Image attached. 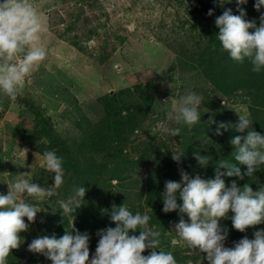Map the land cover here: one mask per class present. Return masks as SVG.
<instances>
[{"label": "rangeland", "instance_id": "374dc122", "mask_svg": "<svg viewBox=\"0 0 264 264\" xmlns=\"http://www.w3.org/2000/svg\"><path fill=\"white\" fill-rule=\"evenodd\" d=\"M29 2L44 21L39 42L47 57L15 102L0 92V194L8 193L7 183L18 174L42 188L53 185L54 174L41 167L48 150L61 155L65 175L55 195L24 197L41 211L34 223L25 218L29 229L20 234L22 243L12 250L6 264H52L44 255L30 252L28 245L42 236L60 238L73 227L90 235V255H94L97 232L106 229V222L108 227L116 226L111 221L113 206L124 204L133 213L147 212L149 225L161 232L162 249L172 251L178 264H208L203 254L179 240L175 225L181 214L163 212L160 194L166 181L181 180V169L192 178L199 174L210 179L215 178L216 161L232 159L231 139L246 136L248 130L239 133L229 127L217 135L221 122L235 125L240 113L252 121V130L264 135V87L254 86L260 74L253 72L257 80L251 77L233 93L213 84L221 72H234L241 64L219 51L216 18L229 8L239 15L240 7L245 19L255 20L258 26L264 8L258 12L256 0L239 6L236 0L223 6L220 0ZM189 93L201 97L200 121L191 127L170 117L173 101ZM87 115L91 122L87 123ZM212 119L214 123L209 122ZM157 124L179 127L180 136H152L150 130ZM197 151L209 157L206 167L195 158ZM172 152L182 155L179 163ZM240 167L246 173V166ZM223 179L226 186L235 180L238 186L250 184L256 191L264 187V166L252 177ZM74 186L87 189L81 203H87L92 225L85 221V214L62 215L60 201L73 194ZM67 220L70 226L61 234L56 223ZM221 225L229 230L226 247L264 230L262 223L242 233L232 227L230 219H222Z\"/></svg>", "mask_w": 264, "mask_h": 264}, {"label": "clouds", "instance_id": "9594fccd", "mask_svg": "<svg viewBox=\"0 0 264 264\" xmlns=\"http://www.w3.org/2000/svg\"><path fill=\"white\" fill-rule=\"evenodd\" d=\"M231 2L220 0L221 6ZM236 3L243 5L247 0H236ZM255 8L261 11L264 0H256ZM237 11L239 15L233 14L230 8L226 9L215 20L219 29L216 35L219 51L227 53L237 63L247 60L251 71L259 74L264 71V13L257 26L255 20L245 19L243 8L238 7ZM212 14L209 10L208 15ZM43 31L42 15L29 0H0V92L12 102L22 95L27 80L47 57L45 47L39 42ZM213 48L215 50L216 46ZM200 105L201 97L189 93L179 101H173L170 117L177 124L191 127L200 121ZM238 115L239 121L235 125L221 122L216 129L217 135H222L221 129L229 127H234L239 133L248 131L246 136L237 135L231 139L234 148L232 159L216 161L215 178L205 179L199 174L192 178L181 169V180L166 181L165 190L160 194L163 212L179 211L181 214L179 223L175 225L179 240L203 254V260L206 259L208 264H264V230L255 231L252 239L245 236L234 242V246L226 247L229 230L221 225L222 219H230L232 227L244 233L264 223V187L254 191L250 184L240 187L235 180L226 186L223 179L225 176L241 180L245 175L252 177L264 166V135L251 129L252 121L246 115ZM150 133L154 137L157 133L180 136L181 129H168L157 124ZM35 155L38 157L39 154ZM181 157L172 152L174 161L179 163ZM195 158L203 167L210 161L198 151ZM240 166H246V173H242ZM41 167L54 174L53 185L42 188L24 179L23 174H18L13 182L7 183L8 193L0 194V264H6L12 250L20 247V234L29 229L25 218L34 223L41 211L24 197H51L64 183L63 160L55 151L43 153ZM86 191L85 186H74L73 194L60 201V210L65 218L74 215L81 207ZM185 215L188 220L184 219ZM150 219L147 212L133 213L125 204L118 208L114 205L111 221L116 226L97 232L99 240L94 255H90V235L74 227L71 231L66 229L60 238L55 235L35 238L28 245V250L44 255L52 264H178L172 251L162 249L161 232L149 225ZM176 243L177 240H172L173 245ZM148 249L150 254L144 255Z\"/></svg>", "mask_w": 264, "mask_h": 264}, {"label": "trees", "instance_id": "16d2710c", "mask_svg": "<svg viewBox=\"0 0 264 264\" xmlns=\"http://www.w3.org/2000/svg\"><path fill=\"white\" fill-rule=\"evenodd\" d=\"M252 73L253 72L251 71V64L248 61H245L244 63H241L240 65H238V67L236 68V70L234 72H228V73L227 72H221L220 75L217 76L213 80V84L215 87L219 88L220 90H222L226 93L227 92L233 93L234 91H237L239 89L238 86H244L245 84L247 85L249 82V79L251 77H254V79L257 80V77L252 75ZM259 74H260V77H258L257 83H254V86L255 87H257V86H263L264 87V71H262ZM219 77H220V81H218ZM234 79L236 80V82L234 81ZM44 123H45V125L43 126L42 129L45 130L47 128L46 121H44L43 124ZM58 156L61 157V155H58ZM80 181L85 182L86 180H85V178H81ZM79 211H81V212H79ZM75 213H77V214L81 213V214L87 215L85 217V221L90 222V225H92L94 223V222H91V219L88 217L89 213H88L87 203H83L81 205V208L78 211L76 210ZM61 217H62V215H61ZM56 225H59L58 231L62 234L64 231V228L70 226V222H69V220H67L66 224H65V222L62 224L61 221H59L56 223ZM107 227L108 226H107V222H106V228ZM186 257L190 258L189 255ZM186 257H184V258H186Z\"/></svg>", "mask_w": 264, "mask_h": 264}, {"label": "crops", "instance_id": "0c3cea01", "mask_svg": "<svg viewBox=\"0 0 264 264\" xmlns=\"http://www.w3.org/2000/svg\"><path fill=\"white\" fill-rule=\"evenodd\" d=\"M96 106H97V105H95V107H96ZM90 107L92 108V106H90ZM92 109H93V108H92ZM87 117H88V118H87V119H88V120H87V123H88V122H91V121H92V118H89L88 115H87ZM79 122H80V118L77 119V123H79Z\"/></svg>", "mask_w": 264, "mask_h": 264}]
</instances>
